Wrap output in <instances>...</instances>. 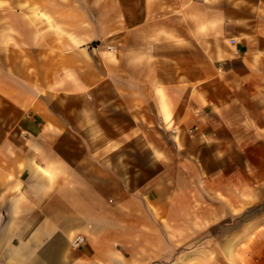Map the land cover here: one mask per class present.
Listing matches in <instances>:
<instances>
[{
    "label": "crops",
    "instance_id": "obj_1",
    "mask_svg": "<svg viewBox=\"0 0 264 264\" xmlns=\"http://www.w3.org/2000/svg\"><path fill=\"white\" fill-rule=\"evenodd\" d=\"M0 264H264V0H0Z\"/></svg>",
    "mask_w": 264,
    "mask_h": 264
},
{
    "label": "built area",
    "instance_id": "obj_2",
    "mask_svg": "<svg viewBox=\"0 0 264 264\" xmlns=\"http://www.w3.org/2000/svg\"><path fill=\"white\" fill-rule=\"evenodd\" d=\"M233 41V40H231ZM84 241V237L82 235H75L71 240L70 244L72 247H78Z\"/></svg>",
    "mask_w": 264,
    "mask_h": 264
}]
</instances>
